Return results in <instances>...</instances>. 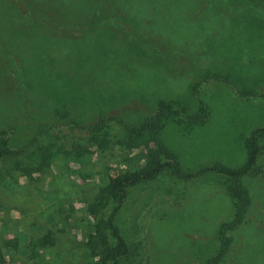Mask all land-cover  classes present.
Here are the masks:
<instances>
[{
    "label": "rangeland",
    "instance_id": "1",
    "mask_svg": "<svg viewBox=\"0 0 264 264\" xmlns=\"http://www.w3.org/2000/svg\"><path fill=\"white\" fill-rule=\"evenodd\" d=\"M234 1L202 0L195 48L174 58L134 45L129 23L112 16L69 37L40 32L26 17L0 29V131L15 152L0 158L6 264H100L101 246L88 256L85 242L115 206L130 251L121 264H264V133L254 166L238 179L204 171L184 180L163 170L126 185L119 203L110 198L87 210L108 178L135 168L139 149L123 145L117 119L136 124L159 99L172 102L174 119L201 105L207 114L185 130L166 119L159 131L183 172L245 162L247 136L264 126V0ZM177 9L166 12L170 20L190 11ZM112 115L97 143L80 141L79 156L70 151L68 125ZM43 149L44 169L23 174L18 166L36 165ZM45 234L52 244L37 247Z\"/></svg>",
    "mask_w": 264,
    "mask_h": 264
},
{
    "label": "trees",
    "instance_id": "2",
    "mask_svg": "<svg viewBox=\"0 0 264 264\" xmlns=\"http://www.w3.org/2000/svg\"><path fill=\"white\" fill-rule=\"evenodd\" d=\"M181 1L0 0V29H8L20 17H26L31 20L40 32L48 31L50 36L69 37L71 33L79 31L81 27L91 29L94 23L101 18L112 16L117 20H124L129 23L126 35L134 45L138 47L147 46L153 52L174 58L175 53H181L180 50H191L195 46V41L199 36L195 25L203 15L200 7L202 0H184L183 3ZM231 1L232 4L236 3L234 0ZM213 3L220 5L217 1H213ZM182 5L190 8V11L183 12L189 14L187 16L184 15L177 22L176 20H170L166 12L172 6H176V11L180 12V9L177 8H181ZM258 5L260 8H264L263 5ZM131 17H134L135 21L128 20ZM136 21H139V23L136 24ZM180 25L183 26L184 31L179 27ZM2 26H6V28ZM180 39H183V41ZM176 115L177 110L170 100L159 99L155 104V113L146 116L136 124L117 119V123L121 127L120 133L125 138L122 141L123 145L139 149V152L136 154L135 168L108 178L104 185L98 189L94 205H87V210L91 212L96 211L95 205L100 207L101 203L110 198L119 203L126 185H134L154 178L163 170H169L176 177L188 180L199 176L204 171L218 172L229 175L233 179H238L252 169L259 154V139L264 133V126L251 129L245 140L247 157L245 162L239 167L229 168L215 163L194 172H183L176 157L161 143L158 137L159 131L166 119L177 123L181 129L185 130L195 123L204 122L207 114L205 108L201 105L198 107L196 113L187 115L185 119H174L173 116ZM114 118L116 116H100L96 121L86 120L83 123L77 122L68 125L69 129L75 134L72 142L69 143L70 151L76 156L82 154L85 148L81 145L80 141L86 140L88 143L92 141L96 142L97 132L103 128V122ZM7 136L8 132L0 131V158L15 153L11 151ZM43 152L46 156L36 165L18 166L23 171V174L40 173L44 169L49 154L44 149ZM116 209V206L113 207L106 218L97 220L93 225L94 232H89L87 235L85 244L90 248L87 251L88 256L94 253L95 243L101 246L98 252L100 264H121L122 258L130 255L128 245L119 235L118 228L114 223L113 215ZM106 231H109L116 240L113 247H110L107 243ZM35 244L37 247L52 244V238L45 234ZM217 262L218 258H215L208 264H217ZM0 264H6L2 254H0Z\"/></svg>",
    "mask_w": 264,
    "mask_h": 264
}]
</instances>
